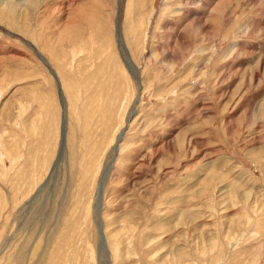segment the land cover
Here are the masks:
<instances>
[{"label": "rangeland", "instance_id": "374dc122", "mask_svg": "<svg viewBox=\"0 0 264 264\" xmlns=\"http://www.w3.org/2000/svg\"><path fill=\"white\" fill-rule=\"evenodd\" d=\"M0 264H264V0H0Z\"/></svg>", "mask_w": 264, "mask_h": 264}, {"label": "water", "instance_id": "95a60500", "mask_svg": "<svg viewBox=\"0 0 264 264\" xmlns=\"http://www.w3.org/2000/svg\"><path fill=\"white\" fill-rule=\"evenodd\" d=\"M101 190H102V184L100 183V185L98 186V195L100 196L101 195ZM99 234H100V238L102 239L103 236H102V231L99 229Z\"/></svg>", "mask_w": 264, "mask_h": 264}, {"label": "bare ground", "instance_id": "6f19581e", "mask_svg": "<svg viewBox=\"0 0 264 264\" xmlns=\"http://www.w3.org/2000/svg\"><path fill=\"white\" fill-rule=\"evenodd\" d=\"M6 2V1H5ZM13 10V9H12ZM117 27V26H116ZM122 45V44H121ZM72 56V55H71ZM129 58V57H128ZM72 59V58H71ZM129 72L131 73L130 69H129ZM142 84V83H140ZM88 105V104H87ZM122 136H123V132H120L119 135L117 136L116 138V141L120 142L122 139Z\"/></svg>", "mask_w": 264, "mask_h": 264}]
</instances>
